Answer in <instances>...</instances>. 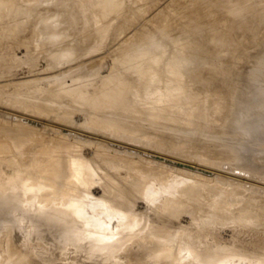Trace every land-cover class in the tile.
Listing matches in <instances>:
<instances>
[{
    "label": "rangeland",
    "instance_id": "rangeland-1",
    "mask_svg": "<svg viewBox=\"0 0 264 264\" xmlns=\"http://www.w3.org/2000/svg\"><path fill=\"white\" fill-rule=\"evenodd\" d=\"M99 1L0 0V264H205L207 251L212 264L218 250V264H264V133L241 130L264 127V0ZM101 83L127 99H100ZM230 132L259 153L253 176L228 167L251 156ZM72 155L120 177L107 197L122 210L100 198L106 180H77ZM43 164L52 179H36Z\"/></svg>",
    "mask_w": 264,
    "mask_h": 264
},
{
    "label": "bare ground",
    "instance_id": "bare-ground-1",
    "mask_svg": "<svg viewBox=\"0 0 264 264\" xmlns=\"http://www.w3.org/2000/svg\"><path fill=\"white\" fill-rule=\"evenodd\" d=\"M48 1H49V0H48ZM79 1H80V2H79V5H80L81 0H79ZM82 1H84V0H82ZM90 1H91V0H90ZM110 1L113 2V0H108V1H107V4H108V3H109V4L112 3V2H110ZM115 1H117L116 4H115V7H117V4H119L118 1L120 2L121 0H115ZM56 2H57V0H56ZM102 2H103V0H102L101 2L99 1V3H102ZM103 3H104V2H103ZM103 3H102V4H103ZM120 3H121V2H120ZM54 4H55V3H54ZM73 4H74V3H73ZM96 4H97V3H96ZM107 4H106V5H107ZM113 4H114V3H112V6H113ZM183 4H184V3H183ZM35 5H36V4H35ZM67 5H68V4H67ZM67 5H66V6H67ZM158 5H159V4H158ZM165 5H166V4H165ZM0 6H1V5H0ZM98 6H101V5H98ZM30 7H31V6H30ZM59 7H60V6H59ZM75 7H76V6H75ZM79 7H80V6H79ZM96 7H97V6H96ZM106 7H108V6H105V9H111V8H110L111 6H110L109 8H106ZM113 7H114V6H113ZM113 7H112V8H113ZM118 7H119V5H118ZM12 8H13V7H12ZM53 8H54V6H53ZM57 8H58V7H57ZM57 8H56V9H57ZM60 8H61V7H60ZM66 8H67V7H65V8H63V9L65 10ZM68 8H69V7H68ZM76 8H77V7H76ZM100 8H101V7H100ZM103 9H104V7H103ZM103 9H102V10H103ZM105 9H104L103 11L106 12ZM115 9H116V8H115ZM115 9H113V10H115ZM123 9H124V8H123ZM58 10H59V9H58ZM36 11H37V10H36ZM74 11H75V10H74ZM90 11H93V12L95 13L96 9H93V10L91 9ZM111 11H112V9H111ZM111 11H110V12H111ZM172 11H173V10H172ZM196 11H199V10H196ZM47 12H49V11L47 10ZM55 12H56V11H55ZM55 12H54V13H55ZM57 12H58V11H57ZM60 12H61V11H60ZM108 12H109V11H108ZM112 12H113V11H112ZM193 12H194V11H193ZM202 12H203V11H202ZM202 12H201V13H202ZM81 13H82V12H81ZM96 13H97V15H95ZM96 13L94 14V17L96 16L95 18L101 20L100 18H98V17H100L99 15H100L101 13H100V12H96ZM98 13H99V14H98ZM103 13H104V12H103ZM195 13H196V12H195ZM105 14H106V13H105ZM107 14H108V13H107ZM109 14H110V13H109ZM109 14H108V15H109ZM208 14H209V13H208ZM103 15H104V14H103ZM197 15H198V14H197ZM51 16H52V15H50L49 18H50ZM59 16H60V15H59ZM64 16H65V15H64ZM84 16L86 17V15H83V18H84ZM101 16H102V15H101ZM47 17H48V16H47ZM47 17H46V18H47ZM52 17H53V16H52ZM52 17H51V18H52ZM67 17H68V16H67ZM108 17H109V16H108ZM171 17H172V16H171ZM49 18H48V20H49ZM57 18H59V22H60V21H61V18H60V17H57ZM63 18H64V17H63ZM102 18H103V16H102ZM104 18H105V17H104ZM104 18H103V19H104ZM106 18H107V17H106ZM106 18H105V19H106ZM196 19H197V18H196ZM48 20H47V21H48ZM79 20H80V19H79ZM123 20H124V19H123ZM189 20H190V19H188V22H189ZM50 21H51V20H49V23H50ZM54 21H55V20H54ZM56 21H57V20H56ZM101 21H102V20H101ZM61 22H62V21H61ZM188 22H187V23H188ZM51 23H52V22H51ZM51 23H50V24H51ZM187 23H186V24H187ZM50 24H48V22L46 23V25H49V27H50ZM58 24H60V23H58ZM183 24H184V23H183ZM33 25H34V24H33ZM38 25H39V24H38ZM46 25H45V26H46ZM51 25H52V24H51ZM54 25H55V24H54ZM60 25H61V24H60ZM45 26H44V27H45ZM36 27H37V26H36ZM57 27H59V26H56V28H57ZM87 27H88V26H87ZM41 28H42V27H41ZM51 28H52V27H51ZM51 28H50V29H51ZM32 29H33V28H32ZM42 29H43V28H42ZM57 29H58V28H57ZM84 29H86V28H84ZM52 30L55 31V28H54V29L52 28ZM39 31H40V30H39ZM42 31H45V30L43 29ZM50 31H51V30H50ZM50 31H49L48 33H50ZM57 31H58V30H57ZM57 31H55L57 34L63 32V30H61V31H59V32H57ZM83 31H84V30H83ZM86 31H87V30H86ZM88 31H89V30H88ZM84 32H85V31H84ZM180 32H181V31H180ZM39 33H40V32H39ZM81 33H82V32H81ZM43 34H44V33H43ZM51 34H52V33L49 34V38H50V40L52 39V41H53L54 38L56 39V37H58L57 34H55L56 37H55V36L50 37ZM53 34H54V33H53ZM53 34H52V35H53ZM61 34H62V33H61ZM61 34H60V35H61ZM85 34H86V33H85ZM87 34H88V33H87ZM45 35H46V34H45ZM88 35H89V34H88ZM88 35H87V36H88ZM218 36H219V35H218ZM53 37H54V38H53ZM81 37H82V36H81ZM84 37H85V36H84ZM86 39H87V37H86ZM48 40H49V39H48ZM48 40H47V41H48ZM50 40H49V41H50ZM82 40H83V39H82ZM54 41H55V40H54ZM86 41H87V40H86ZM78 42H79V41H78ZM82 42H84V41H82ZM80 43H81V42H80ZM121 44H122V43H121ZM62 46H63V45H62ZM69 46H70V45H69ZM122 46H123V45H122ZM64 48H65V47H64ZM61 49H63V48H61ZM66 50L68 51L67 48H66ZM69 50H70L69 53L72 52V49L69 48ZM151 52H152V51H151ZM141 54H142V53H141ZM151 54H152V53H151ZM154 54H156V53H154ZM262 54H264V52H263ZM139 55H140V54H139ZM146 55H147V54H146ZM160 55H161V54H160ZM128 56H129V55H128ZM136 56H138V55H136ZM141 56H143V54H142ZM141 56H140V57H141ZM147 56H148V55H147ZM147 56H146V57H147ZM157 56H158V55H157ZM259 56H260V55H259ZM143 57H144V56H143ZM149 57H150V55H149ZM131 58L134 59L135 57H134V58L131 57ZM150 58H151V57H150ZM153 58H155V56H153ZM129 59H130V56H129ZM176 59H177V58H176ZM125 60H126V59H125ZM137 60H138V59H137ZM137 60H136V61H137ZM173 60H174V58H173ZM173 60H172V61H173ZM129 61H130V60H129ZM134 61H135V59H134ZM136 61H135V62H136ZM148 61H149V60H148V58H147V62H148ZM181 61H182V60H181ZM185 61H186V60H183V63H185ZM138 62H139V61H138ZM149 62H150V61H149ZM176 62H177V61H176ZM179 62H180V61H179ZM157 63H158L157 61H156V63L154 62V65L157 64ZM171 63H175V61H174V62H171ZM131 64H132V63H131ZM149 64H151V63H149ZM178 64H179V63H178ZM178 64L176 63V67H177ZM180 64H181V63H180ZM260 64H261V63H260ZM151 65H152V64H151ZM183 65H186V64H183ZM183 65H182V66H183ZM262 65H263V64H262ZM143 66H144V65H143ZM152 66H153V65H152ZM130 67H131V66H130ZM179 67H181V66H179ZM179 67H178V70H179ZM183 67H184V66H183ZM141 68H142V67H141ZM141 68H140V69H141ZM144 68H145V67H144ZM144 68H143V69H144ZM148 68H149V67H148ZM150 68H152V67H150ZM181 68H182V67H181ZM124 69H125V68H124ZM175 69L177 70V68H175ZM254 69H255V68H254ZM71 70H72V69H71ZM91 70H92V69H91ZM135 70H136V69H135ZM146 70H147V69H146ZM252 70H253V69H252ZM68 71H69V70H68ZM143 71H144V70H143ZM180 71H181V70H180ZM197 71H199V72L201 73L200 70H197ZM250 71H251V70H250ZM89 72H90V71H89ZM118 72H119V71H118ZM178 72H179V71H178ZM252 72H253V71H252ZM252 72H250V73H252ZM75 73L77 74V72H75ZM138 73H139V72H138ZM144 73H145V72H144ZM183 73H184V72H183ZM256 73H257V72H256ZM260 73H261V72H260ZM87 74H88V73H87ZM115 74H116V73H115ZM115 74H114V75H115ZM119 74H120V73H119ZM149 74H150V73H149ZM253 74H254V73H253ZM82 75H83V74H82ZM198 75H200V74H198ZM250 75H251V74H250ZM200 76H201V75H200ZM77 77H78V76H77ZM91 77H93V76H91ZM113 77H114V76H113ZM113 77H112V78H113ZM116 77H117V78H120L118 75H117ZM217 77H218V76H217ZM252 77H253V76H252ZM96 78H97V77H96ZM117 78H116L117 82L115 81V77L112 79V81L114 80V81H113V84L111 83L112 86H113V88H112L111 85H109V86H110V89L112 88L111 90L113 91V90H114V87H116V89L119 87V88H122L123 91H124V87H125L126 84H124V81L121 82V80H120V79H117ZM218 78H219V77H218ZM218 78H217V79H218ZM245 78H246V77H245ZM262 78H263V77H262ZM64 79H65V78H64ZM76 79H77V78H75V80H76ZM102 79H103V78H102ZM102 79H100V81H101ZM107 79H108V78H107ZM107 79H106V80H107ZM110 79H111V78H110ZM141 79H142V78H141ZM252 79H254V78H252ZM259 79H260V78H259ZM75 80H73V81L70 80V83H71V82L73 83ZM76 81H77V80H76ZM79 81H80V80H78V82H79ZM100 81H99V82H100ZM107 81H108V80H107ZM107 81H106V82L104 81V82H105L104 84L107 83V85H108V83L111 82V80L108 81V82H107ZM142 81H143V80H142ZM220 81H221V78H220ZM99 82H98V83H99ZM114 82H115L116 85L114 84ZM182 82H183V81H182ZM217 82H219V81H217ZM217 82H216V83H217ZM228 82H229V81H228ZM234 82H235V81H234ZM247 82H248V81H247ZM259 82H260V81H259ZM59 83L61 84V81H59ZM72 83H71V84H72ZM98 83H97V84H98ZM118 83L120 84V86L118 85V87H117V84H118ZM251 83H252V82H251ZM251 83H249V84H251ZM66 84H68V83H66ZM66 84H62V85H63V86H64V85L66 86ZM101 84H103V83H101ZM104 84H103V87H104ZM129 84H130V83H129ZM183 84H184V82H183ZM230 84H231V83H230ZM232 84H233V83H232ZM232 84H231V85H232ZM62 85H61V86H62ZM68 85H70V84H68ZM77 85H78V84H77ZM80 85H82V84L80 83ZM80 85H79V86H80ZM85 85H86V84H85ZM121 85H122V87H121ZM136 85H137V84H136ZM231 85H230V86H231ZM247 85H248V84H247ZM251 85L253 86V84H251ZM63 86H62V88H61V87L59 88L60 92H62V93L64 92V91H62L63 88H64L65 90L68 89V88H67L68 86H66V88H65V86H64V87H63ZM82 86H84V85H82ZM109 86H108V87L106 86V87L109 88ZM226 86H227V85H226ZM248 86H249V85H248ZM73 87H75V86H73ZM73 87L71 86V88H72V92H73V91H74V93L77 92L78 89H77V90H73V89H74ZM133 87H134V86H133ZM136 87H137V86H136ZM261 87H263V86H261ZM69 88H70V86H69ZM75 88H76V87H75ZM83 88H84V87H83ZM83 88H82V89H83ZM107 88H106V89H105V87L102 88V89H104V92H103V93H105V94H104V95L101 94L102 97L97 96V97H98L97 101L99 100V97H100V99H102V98H103L104 96H106L107 94H110V93L112 94V92L107 93V92H108ZM129 88H131V87H129ZM129 88H128V89H129ZM79 89H81V88H79ZM97 89H98V88H97ZM128 89H127V90H128ZM248 89H249V88H248ZM253 89H254V88H253ZM257 89H259V88H257ZM69 90H70V89H69ZM85 90H86V89H85ZM88 90H89V89H88ZM91 90H92V89H91ZM105 90H107V92H105ZM125 90H126V87H125ZM56 91H57L58 94L56 93ZM56 91L54 92V94H55L57 97H59V96L61 95V93H59L58 90H56ZM79 91H80V92H79ZM79 91L77 92V94H79V95L84 94V93H81L82 90H79ZM83 91H84V90H83ZM96 91H97V90H96ZM116 91H117V90H114L113 92L115 93ZM129 91H130V90H129ZM254 91H255V90H254ZM69 92H70V91H69ZM85 92H86V91H85ZM117 92H118V91H117ZM131 92H132V91H131ZM248 92H249V91H248ZM261 92H264V91L261 90L260 93H261ZM74 93H73V94H74ZM80 93H81V94H80ZM90 93H91V92H90ZM121 93H122V92H121ZM125 93H126V92H125ZM134 93H135V92H134ZM75 94H76V93H75ZM58 95H59V96H58ZM89 95L91 96L92 93L89 94ZM95 95H96V93H95ZM95 95H93L94 98H90V99H91V100L94 99V100L96 101L95 98H97V97H95ZM97 95H98V94H97ZM113 95H114V94H112V96H110V97H112V99H113ZM115 95H116V94H115ZM127 95H128V94H127ZM75 96H76V95H75ZM82 96H83V95H82ZM120 96H121V94L119 95V93H118L117 98L121 99V98L125 97V96H122V97L120 98ZM128 96H129V95H128ZM86 97H87V96H86ZM86 97H85V98H86ZM106 97H107V96H106ZM130 97H131V96H129V98H130ZM187 97H188V96H187ZM244 97H245V95H244ZM107 98L110 99L109 97H107ZM115 98H116V96H114V99H113V100H116V99H117V98H116V99H115ZM125 98L127 99V97H125ZM78 99H79V98H78ZM108 99H104L105 102H103V100H102V101L99 100V102H102V103L107 104V105H109V103H111V102L113 103V101H111V99H110L111 102L108 101ZM91 100H90V101H91ZM247 100H248V99H247ZM92 101H93V100H92ZM97 101H96V102H97ZM107 101H108V103H107ZM125 101H126V100H125ZM93 102H94V101H93ZM130 102H131V100H130ZM114 103H115V101H114ZM121 103H122V102H121ZM121 103H120V104H121ZM115 104H117V103H115ZM118 104H119V103H118ZM123 104H125V103H123ZM128 104H129V103H128ZM131 104H132V103H131ZM121 105H122V104H121ZM121 105H120V106H121ZM115 106H116V105H115ZM38 107H40V106H38ZM41 107H42V106H41ZM104 108H105V107H104ZM104 108H102V109L104 110ZM42 109H43V107H42ZM105 109H106V108H105ZM103 110H102V112H103ZM106 110H107V109H106ZM38 111L40 112V110H38ZM255 111H256V110H255ZM66 112H67V110H66ZM99 112H100V111H99ZM104 112H105V110H104ZM107 113H108V112H107ZM69 114H71V113L69 112ZM105 114H106V112H105ZM119 114H120V113H119ZM78 116H79V115H78ZM82 116H83V115H82ZM87 116H88V115H87ZM89 116H91V115H89ZM146 116H147V115H146ZM260 116L263 117L264 114H260ZM66 117H67V116H66ZM92 117H93V116H92ZM102 117H103V116H102ZM104 117H105V118H104ZM104 117H103L104 120H105V119H108V118H106V116H104ZM177 117H178V116H177ZM85 118H86V117H85ZM87 118H88V117H87ZM94 118H95V117H94ZM98 118H99V117H98ZM257 118H258V117H257ZM70 119H71V118H70ZM96 119H97V118H96ZM253 119H256V118H253ZM42 120H44V119L42 118ZM94 120H95V119H94ZM102 120H103V119H102ZM72 121H73V120H72ZM258 121H259V120H258ZM78 122H79V121H78ZM80 122H81V121H80ZM84 122H85V121H84ZM87 122H88V121H87ZM96 122L98 123V120H96ZM99 122H100V121H99ZM101 122H102V121H101ZM101 122H100V123H101ZM107 122H111V121H107ZM44 123H46V122H44ZM81 123H82V122H81ZM104 123H106V122L104 121ZM111 123H112V122H111ZM111 123H108V124H111ZM113 123H114V122H113ZM113 123H112V124H113ZM246 123H247V124H246ZM248 123H251V122H250V121H249V122H245V124H246L247 126H249ZM254 123H255V122H254ZM46 124H47V123H46ZM48 124H49V123H48ZM101 124H102V123H101ZM112 124H111V125H112ZM257 124H258V123H257ZM64 125H65V124H64ZM84 125H85V124H84ZM53 126H54V125H53ZM74 126H77V124L74 125ZM88 126H89V125H88ZM103 126H105V125H100V128H103V129H104ZM112 126H113V125H112ZM114 126H115V125H114ZM247 126H245V127H242V126H241V130L243 131L242 133H243L245 136L247 135V137H252V136H257V137H258V136H262L263 133H264V127L261 128L260 131L254 132L253 130H249V129H247ZM43 127H44V125H43ZM67 127H69V126L66 125V128H67ZM50 128H51V127H50ZM100 128H99V129H100ZM112 128H115V127H112ZM112 128H111V129H112ZM239 128H240V127H239ZM56 129H57V128H56ZM74 129H75V128H74ZM82 129H84V128L82 127ZM108 129H110V127H108ZM115 129H116V128H115ZM70 130H71V129H70ZM80 130H81V129H80ZM104 130H105V129H104ZM237 130H239V129H237ZM77 131H78V130H77ZM86 131H87V130H86ZM110 131H111V130H110ZM110 131H109V132H110ZM96 132H97V131H96ZM103 132H105V131H103ZM107 132H108V131H107ZM236 133H237V132H234V133L230 132L229 135H228L230 141L233 142V145L230 146V147H232V150H234V149H239V150L241 151V153H244V154H245V153H250L251 156H250L249 158H245V157H243V156H241V155H233V154H232V155H228V154H227V157H226L225 160H226V162L229 161V162L232 164V166H231V165L228 166L231 170H235V171L238 170V171L235 172L237 175H247V176L251 175V176H253V174L257 172V170H256L257 168H254V167H253V164H254V162H255V161H254V156H255L256 154H259V153L257 152V150H253V149L251 148L252 145H251L250 143H248V142H244V141H241V140H238V139H237L238 134H236ZM79 134H81V132H80ZM90 134H93V133H90ZM82 136H83V135H82ZM241 136H242V134H241ZM93 137H94V136H93ZM97 137H98V136H97ZM239 137H240V136H239ZM17 143H18V142H17ZM229 144H230V143H229ZM3 145H4V144H3ZM15 145H17V144H15ZM7 150H8V149H7ZM122 150H123V149H122ZM253 153H255V154H253ZM48 155H49V154H48ZM48 155H47V156H48ZM42 156H44V155H42ZM47 156H44V157H43L44 159H42L41 156L38 158V159H40V158L42 159V161L37 160V161L40 162L39 165H40L41 163H43L44 160L50 159V163H51V162L55 159V158H53L54 156H53V157L51 156L52 158H51V157L49 158V157H47ZM49 156H50V155H49ZM77 156H79V155H75V156L72 155V156H71V161L73 160V161H72L73 163H72L71 165L74 164V165H73L74 168L77 166V167H76V168H77L76 170H77V171L79 170V173L77 174V177H76L77 180H78L79 182H80V181L83 182V184H86L87 182H89V181H88V177H90V178L93 177V178H94V179L92 178V180H90V181L93 182V183H94L95 181H102V182H103V180H106V181H104V182H107V185H106V186H108V189L105 190V191H103L105 194L102 192L104 195H103V196H100V198H102L103 200L106 199V201L109 199V201H111L113 204H119V206H120L119 209L122 210V209L124 208V206L127 204V202L129 201L126 197H121L119 200H117L118 202H117L116 200H115V202H113V200H111V198H109V197H113V196L116 197L115 195L118 194V193L114 194V191L117 189V186H118L119 183H120V180H119L120 177H119L118 175H115V174H112V173H110V172L105 171L104 169H102L101 167H98L97 165H95V166H94V164L92 165L91 163H89L90 160H86V159H88V158L85 159L84 156H82V157H83V159H85V160L80 159V158H82L81 156H79V158H78ZM55 157H56V156H55ZM72 157H73V158H72ZM52 159H53V160H52ZM196 159H197V158H196ZM256 160H258V159H256ZM9 161H10V160H9ZM86 161H88V162H86ZM48 162H49V160H47V162H45L44 164H46V163L48 164ZM256 162H257V161H256ZM259 162H260V161H259ZM259 162H257V163H259ZM262 162L264 163V161H262ZM10 163H11V162H10ZM32 163H33V165H34L35 161L32 162ZM75 163H77V164H75ZM78 163L83 164V166H82V167L79 166L80 164H78ZM86 163H87V164H86ZM88 163H89V165H88ZM44 164H43V168H44V169L40 168V169L42 170L41 173H40V174H39V173H38V174L36 173L38 178H36V175H35V174L33 175V173H32V175H29V174H31V173H29V171H28L27 174H28L29 176H32V182H33V181L36 182V179L42 181L41 178L44 177V175H46L47 173H48L47 175H49L48 177H50V174H49V173H52V172L54 171V173L51 174V175H54L56 172H58V170H55V169H51V171H50V168H48V170H46V169H47V168H46L47 166L44 165ZM84 164H85V165H84ZM31 165H32V164H31ZM31 165H29L28 167H30ZM48 165H49V164H48ZM86 165H88L89 167H90L91 165H92V166H91L90 168H87V169H86V167H87ZM188 165H189V164H188ZM41 166H42V164H41ZM45 166H46V167H45ZM78 166L81 167L82 170H80L81 168H79ZM32 167H33V166H32ZM33 168H34V167H33ZM33 168H30V170L33 169ZM45 168H46V169H45ZM78 168H79V169H78ZM84 168H85V169H84ZM20 170H22V169H20ZM45 170H46L47 173L44 174V171H45ZM84 170H86L87 172H85ZM89 170H90V171H89ZM22 171H24V169H23ZM49 171H50V172H49ZM55 171H56V172H55ZM30 172H32V171H30ZM39 172H40V171H39ZM20 173H21V171L19 172L18 176H20ZM22 173H23V172H22ZM235 173H234V174H235ZM41 174H43V176H42ZM56 174H57V173H56ZM184 174H185V173H184ZM10 175H11V174H10ZM39 175H41L42 177H40ZM22 176H24V175H22ZM25 176H26V175H25ZM29 176H26V177L30 180V181L27 180V181H29V182H26L27 185H28L29 183L32 184V183H31V178H29ZM33 176H34V178H36V179L33 180ZM91 176H92V177H91ZM13 177L15 178V176L12 175V177H11V181H10V182H14V183H16V182H17V180H16L17 177H16V179H13ZM20 177H21V176H20ZM26 177H24V179H25ZM39 177H40V178H39ZM46 177H47V176H45V178H46ZM48 177H47V178H48ZM254 177H255V176H254ZM18 178H19V177H18ZM27 178H26V179H27ZM47 178H46V179H47ZM12 179H13V180H12ZM22 179H23V177L21 178V180H22ZM50 179H52V176L50 177ZM18 180L20 181V178H19ZM43 180L45 181V179H43ZM47 180H48V179H47ZM94 180H95V181H94ZM15 181H16V182H15ZM41 181H38V182H36L35 184H37V183L40 184V183H42ZM260 181H261V180H260ZM34 182H33V185H34ZM91 182H89V184H87V185H85V186H86V187L88 186L87 188H89V185L91 184V186H92V184H93V183H91ZM95 183H96V182H95ZM99 183H100V182H98V184H99ZM11 184H12V183H11ZM30 184H29V185H30ZM38 184H37V185H38ZM102 184H103V183H100V185H102ZM95 185H96V184H95ZM95 185H94V186H95ZM39 186H40V185H39ZM98 186H99V185H98ZM29 187H30V186H29ZM34 187H35V186H34ZM86 187H85V188H86ZM99 187H101V186H99ZM102 187H103V186H102ZM166 187H167V186H166ZM27 188H28V187H27ZM30 188H32V189H29V191H30V190H33V187H32V186H31ZM92 188H93V187H92ZM92 188H91V189H92ZM97 188H98V187H97ZM120 188H121V187H120ZM122 188H123V187H122ZM34 189H35V188H34ZM89 189H90V188H89ZM91 189H90V190H91ZM93 190H94V189H92V191H93ZM118 190H119V189H117L115 192H118ZM94 192H95V191H94ZM125 192H126V190H125ZM101 195H102V194H101ZM107 196H109V197H107ZM133 196H134V195H133ZM104 197H105V198H104ZM106 197H107L108 199H107ZM134 197H135V196H134ZM132 198H133V197H132ZM102 199H101V201L103 202ZM113 199H115V198H113ZM109 201H108V203L110 204ZM102 202H101V203H102ZM104 203H105V201H104ZM104 203L101 204V206H103ZM106 203H107V202H106ZM106 203H105V204H106ZM112 203H111L110 205L107 204V205H108V208H107L108 210H109V207H110L111 205H113ZM114 206H115V207H114ZM114 206H111V208H112V207L114 208V210H113V208H112V211H111L112 213H113L114 211H115V212L119 211V210L116 211V210H115L116 205H114ZM117 206H118V205H117ZM103 207H104V206H103ZM103 207H102V208H103ZM106 207H107V206H106ZM106 207H104V208H106ZM98 208H99V207H98ZM111 208H110V210H111ZM117 208H118V207H117ZM105 212H106V211H105ZM109 213H110V212H109ZM104 214H105V213H104ZM163 223H164V224H163ZM163 223H162L163 225L160 224V226H161L160 229L163 228V229H161V231H160V229H159V231H160V234H159V235H160V236H163L162 233H161L163 230H164V231H163V234H164V232H165V233H166V232H169V230H170L169 228H171V226H169V225H171L169 221H168V223H167V221H166V222L164 221ZM162 226H163V227H162ZM170 232H171V231H170ZM167 234H168V233H167ZM169 234H170V233H169ZM169 234H168V235H169ZM164 235H165V234H164ZM165 236H166V235H165ZM166 237H167V236H166ZM163 238H164V236H163ZM227 245H228V244H226V246H227ZM226 246H225V245H222L221 249L223 248L222 250H224V248H225ZM229 247H230V246H229ZM229 247L227 246L226 248H229ZM206 248H207V247H206ZM226 248H225V250H226ZM190 249H191V248H190ZM222 250H220V251L223 252ZM216 252H217V253H216L217 255H218V253H220L219 250L216 251ZM195 253H196V251H195ZM201 253H202V252H201ZM205 253H206V251L203 252V255H204ZM210 254H211V253H210ZM210 254H208V251H207V254H206V255H208V256H206V255L202 256V257L206 258V260H205V259L201 260L202 257L199 258V256H201L200 254H199V256H198V255H197V256H198V258H199L201 261H203V262L205 261V264H206V262L208 263L207 260H210V259L212 258V257H210V256H211ZM220 254H222V253H220ZM194 255H195V254H194ZM209 255H210V256H209ZM217 255H216L215 259L213 258L215 261H213L212 264H218V261H216V259L219 258L220 255H219V256H217ZM212 256H213V255H212ZM262 256H263V255H262ZM208 257H209V258H208ZM213 257H214V256H213ZM252 257H253V256H252ZM207 258H208V259H207ZM196 259H197V258H196ZM200 260H199V261H200ZM211 261H212V259H211ZM210 263H211V262L209 261V264H210ZM221 263H222V262H221Z\"/></svg>",
    "mask_w": 264,
    "mask_h": 264
},
{
    "label": "water",
    "instance_id": "water-1",
    "mask_svg": "<svg viewBox=\"0 0 264 264\" xmlns=\"http://www.w3.org/2000/svg\"><path fill=\"white\" fill-rule=\"evenodd\" d=\"M4 115H5L6 117L19 118V116H17L16 114L14 115V114H12V113H5ZM19 119H20V118H19ZM21 119L24 120V121H27V122L34 123V124H39V123L36 122V121H33V120H31V119H26V118H24V117H21ZM157 158L159 159V158H162V157L157 156ZM236 171H238V170H236Z\"/></svg>",
    "mask_w": 264,
    "mask_h": 264
}]
</instances>
